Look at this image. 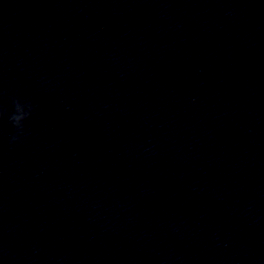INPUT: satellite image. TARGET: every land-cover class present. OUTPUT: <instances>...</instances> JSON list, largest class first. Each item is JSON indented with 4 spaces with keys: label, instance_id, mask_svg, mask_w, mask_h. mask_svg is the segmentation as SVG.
<instances>
[{
    "label": "water",
    "instance_id": "95a60500",
    "mask_svg": "<svg viewBox=\"0 0 264 264\" xmlns=\"http://www.w3.org/2000/svg\"><path fill=\"white\" fill-rule=\"evenodd\" d=\"M0 105V264H264V0H0Z\"/></svg>",
    "mask_w": 264,
    "mask_h": 264
},
{
    "label": "clouds",
    "instance_id": "9594fccd",
    "mask_svg": "<svg viewBox=\"0 0 264 264\" xmlns=\"http://www.w3.org/2000/svg\"><path fill=\"white\" fill-rule=\"evenodd\" d=\"M12 105L14 111L8 116V120L16 129V132L10 137V143H16L24 133V121L32 114L34 108L31 102L22 101L20 98L15 97L12 99ZM6 114L7 109L0 105V120Z\"/></svg>",
    "mask_w": 264,
    "mask_h": 264
}]
</instances>
